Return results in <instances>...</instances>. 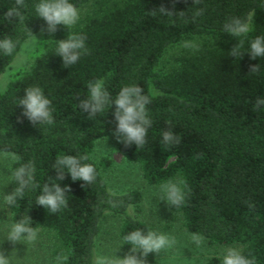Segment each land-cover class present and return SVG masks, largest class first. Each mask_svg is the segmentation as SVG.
<instances>
[{
  "label": "trees",
  "instance_id": "1",
  "mask_svg": "<svg viewBox=\"0 0 264 264\" xmlns=\"http://www.w3.org/2000/svg\"><path fill=\"white\" fill-rule=\"evenodd\" d=\"M77 8L89 4L78 22L68 29L59 25L48 33L35 16L37 0H26V20H9L15 0H0V38L11 36L17 49L11 56L0 52V74L9 66L20 45L38 30L47 37L27 65L0 91V153L12 159L10 193L16 187L12 173L22 163L34 162L36 181L42 186L55 179L53 169L61 155H89L97 177L93 184L72 181L65 173L61 186L71 189L67 207L49 213L36 205L41 189L26 190L25 197L8 206L12 225L29 216L31 225L50 235V255L66 257L62 264H93L95 238L103 216L119 218L117 237L150 225L129 213L141 200L138 188L110 191L101 170L111 163L91 157L96 141L112 136L117 151L137 163L144 183L162 184L182 176L188 185L185 203L167 208L180 215L182 227L209 243L239 245L242 252L264 264V57L251 59L249 42L264 35V0H70ZM163 6L183 15H162ZM201 15H196L198 10ZM252 21L246 36L224 31L232 18ZM26 27V28H25ZM75 32L86 36L88 54L69 67L56 55L57 41ZM244 41L241 58L229 55ZM187 45V46H186ZM259 64V73L250 66ZM103 79L112 100L122 87L137 85L150 99L152 126L146 144L137 148L117 139L115 105L93 119L78 107L88 95L87 84ZM39 86L52 101L54 123L34 125L22 115L18 101L25 89ZM181 137L165 146L164 131ZM199 154L200 158L197 159ZM148 264H164L147 258ZM201 264H221L212 255Z\"/></svg>",
  "mask_w": 264,
  "mask_h": 264
},
{
  "label": "clouds",
  "instance_id": "2",
  "mask_svg": "<svg viewBox=\"0 0 264 264\" xmlns=\"http://www.w3.org/2000/svg\"><path fill=\"white\" fill-rule=\"evenodd\" d=\"M199 2L200 0H193V3ZM27 7L26 0H15L14 6L7 10L5 17L9 20L18 19L19 22L24 24ZM158 10L165 16L184 14V12L174 13L163 6ZM34 11L35 16L45 21L46 30L50 34L55 33L59 25H63L68 29L80 19L78 8L70 0H37ZM202 12V9L198 10L196 15H201ZM250 23L252 21L241 20L238 17L232 18L225 23L224 31L233 37L246 36L250 30ZM26 29L34 37L32 32L28 28ZM17 44L18 42L14 41L11 36L0 38V52H3L5 56H11L16 51ZM243 46L244 41L239 40L230 50L229 55L241 58L244 52H241L240 49ZM247 52L251 59L264 57V35L255 36L249 42ZM87 54L86 36L83 34L72 32L65 39L57 41L56 55L62 58L64 67L76 64L81 56ZM259 70V64L250 66V73L256 74L259 73ZM87 88L88 95L86 98L80 99L79 109L86 112L89 119H93L114 104L113 117L116 122L115 134L117 139L126 146L135 144L137 148L143 147L147 142L148 129L152 126V119L147 109L150 99L143 94V90L137 85H126L112 100L103 79L98 78L88 82ZM17 105L22 107V115L34 125H51L54 123L52 101L39 86H31L25 89L24 95L19 99ZM262 105H264V97L258 96L253 108L255 111H260ZM180 140L181 137L175 135L171 130L164 131L162 134V141L166 147L178 144ZM196 158H200L199 154ZM90 159L87 154L58 156L53 167L56 171L55 179L49 177V182L44 183L42 186L36 181L34 162L29 161L20 164L12 173L16 187L10 194H4V203L7 206H14L18 200L25 197L26 190L40 188L41 191L36 198V205L45 208L49 213H57L62 208L67 207V194L71 191L68 185L62 187L60 184V181L65 179V173L70 176L72 181H83V186L95 182L97 171L95 164L88 162ZM189 191L186 180L178 175L160 185V200L166 201L168 205L180 207L185 203ZM30 225V217L28 215L22 217L11 225L6 239L13 244L21 243V241H35L38 230ZM191 239L197 246H201L204 242V237L197 233H191ZM124 240L125 244H129L131 247L123 257L98 255L93 264H148L147 256L149 253L159 255L161 251L172 249L177 244L175 236L152 229L147 231L142 229L133 230L124 236ZM64 259L66 257H57V264H61ZM220 259L221 264H255V258L251 257V254L246 256L237 247L225 248ZM0 264H11L9 256L5 255L3 250H0Z\"/></svg>",
  "mask_w": 264,
  "mask_h": 264
},
{
  "label": "rangeland",
  "instance_id": "3",
  "mask_svg": "<svg viewBox=\"0 0 264 264\" xmlns=\"http://www.w3.org/2000/svg\"><path fill=\"white\" fill-rule=\"evenodd\" d=\"M88 6L89 4H86L78 8L79 13L87 11ZM46 33V30L40 29L33 33L37 40L30 36L23 41L9 66L0 74V91L34 57L45 41ZM103 156L109 157L111 161L107 168L101 170L110 191L121 192L128 188H138L141 192L138 207H130L129 213L154 230L170 234L177 239L174 248L163 250L159 255L149 253L147 258H155L164 264H201L212 255L221 257L222 251L227 247L240 249L239 245L212 244L205 239L201 246H197L191 239V233L182 227L180 215L170 211L166 201L160 200L161 184L144 183L137 163L127 160L117 151L112 136L101 137L94 145L91 157L99 160ZM11 159L9 155L0 153V250L9 256L11 264H57V259L50 255L51 238L45 231L38 230L37 238L33 242L21 241L13 244L6 239L11 224L8 206L4 203L3 197L4 194H10ZM99 225V232L95 238L94 259L98 255L123 257L128 253L130 248L122 249L117 237L118 217L105 215Z\"/></svg>",
  "mask_w": 264,
  "mask_h": 264
}]
</instances>
